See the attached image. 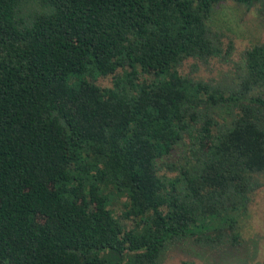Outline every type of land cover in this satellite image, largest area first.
Returning a JSON list of instances; mask_svg holds the SVG:
<instances>
[{"label": "trees", "instance_id": "16d2710c", "mask_svg": "<svg viewBox=\"0 0 264 264\" xmlns=\"http://www.w3.org/2000/svg\"><path fill=\"white\" fill-rule=\"evenodd\" d=\"M227 2L264 0H0V264L237 244L264 175V42L227 84L179 71L229 58L210 26Z\"/></svg>", "mask_w": 264, "mask_h": 264}, {"label": "rangeland", "instance_id": "374dc122", "mask_svg": "<svg viewBox=\"0 0 264 264\" xmlns=\"http://www.w3.org/2000/svg\"><path fill=\"white\" fill-rule=\"evenodd\" d=\"M210 26L221 35L220 42L225 50L231 44V53L227 60L210 59L206 63L194 59L186 60L179 71L204 82L227 84L237 74L242 54L250 47L264 42V2L246 8L232 2L214 8ZM112 78H98L97 84L107 88ZM176 157L170 158L176 161ZM162 173H166L163 169ZM260 186L250 195L245 213H241L236 232L237 244L223 243L217 248L202 247L192 240L170 245L161 255V264H264V175L257 177ZM110 209L126 230L134 223L123 219L126 199L120 194L110 196ZM225 239L231 236L229 230L223 232Z\"/></svg>", "mask_w": 264, "mask_h": 264}]
</instances>
